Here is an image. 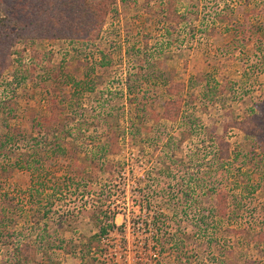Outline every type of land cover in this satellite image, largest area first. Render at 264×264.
I'll use <instances>...</instances> for the list:
<instances>
[{"label":"rangeland","instance_id":"rangeland-1","mask_svg":"<svg viewBox=\"0 0 264 264\" xmlns=\"http://www.w3.org/2000/svg\"><path fill=\"white\" fill-rule=\"evenodd\" d=\"M161 1L116 0L89 47L32 44L41 55L30 76L16 73L11 56L0 80V264H15L21 242L34 248L27 264H264V241L255 247L227 232L264 231V137L252 141L237 127L253 104L264 111L259 2L172 0L168 16ZM28 58L23 52L22 63ZM176 95L185 100L180 118L142 117L144 107L159 110ZM55 114L74 118L64 129L76 139L79 178L69 171V152L54 157L41 135L30 138L38 121ZM108 128L118 134L110 149L102 136ZM87 138L97 143L89 147ZM220 138L233 169L206 188L223 182L243 206L219 220L208 214L197 178L217 163ZM104 146V153L93 148ZM245 183L250 189L240 195ZM98 204L120 228L102 239L100 255L86 257ZM155 236L164 245L154 247Z\"/></svg>","mask_w":264,"mask_h":264},{"label":"trees","instance_id":"trees-1","mask_svg":"<svg viewBox=\"0 0 264 264\" xmlns=\"http://www.w3.org/2000/svg\"><path fill=\"white\" fill-rule=\"evenodd\" d=\"M257 1L259 2L257 6L260 8L257 14L264 17V0ZM145 2L149 3L150 0H145ZM115 3L116 0H0V80L3 78L2 75L4 72H8L13 67L14 62L11 60V56L13 55H16V73H26L27 76L33 74L34 69L39 64L41 55V52L34 50L33 45L35 43L66 41L70 45L80 48L91 46L98 40L107 17L114 11ZM173 3L172 0L161 1L160 4H158V8L160 11H165V14H168V16H171L173 14ZM160 5L163 7H160ZM19 45H21V49H16ZM25 51H28L29 58L26 60V64H23L21 58L22 53ZM260 61L264 62V58L260 59ZM139 69H141L140 65ZM165 92L166 95H169L171 92L170 88H168L167 91L165 90ZM184 105V98L181 97V95H176L174 100H163L162 104L159 105V110H156L154 107H144L146 114L142 115V117L144 116L147 118L148 115L149 119H153L155 123L161 120L172 121L182 116ZM259 106L260 104H253L246 114V118L237 124L238 130L243 131L252 141H257L264 137V124L262 123L264 111L261 110ZM58 119V115L55 114L50 117V119H46L43 123L38 121L33 127L35 136H30V138L39 137L41 135L44 144L49 145L54 157L64 156V153L66 154L69 152V154L72 155L69 171H76L74 174L72 173L73 177L79 178V176L83 174L84 166L77 165L74 154H72L73 150H75L73 148V142H75L76 139L74 138L73 140L70 137V131L64 129L65 120H73L74 118L63 116V120ZM142 120L143 119L140 121ZM103 121L105 122L107 119L104 117ZM138 124L139 126L131 124L133 134L135 135L141 133V124ZM54 126H56V128H54ZM117 135L116 130H112L111 128H108L107 132L102 134V136L107 139L106 143L110 145L109 149L115 147L116 140L118 139ZM211 137V134H209L208 139L210 140L213 138ZM69 138L72 140L71 142H68ZM92 139L93 138L86 139V144H89V147L92 146V143H97V141H93ZM106 146H104L103 149L95 148L96 146L93 148L104 153L109 150ZM215 147L216 149L212 153V158H214L217 163H213L208 171L203 172L201 177L197 178V187L204 191L202 199L211 201V208H209L210 213H208L210 217L220 220L232 218L237 215L238 211H241L240 208L243 205L241 199H236L239 195H232L229 190L221 188L223 182L221 186L217 184L206 188L208 186L206 181L209 182V180H212L215 182L218 177H229L233 169V164L229 162L231 154L228 144L220 138ZM92 164V166L95 167V163L92 162ZM213 182L211 183L214 184ZM243 186V188L240 187V192L242 193L240 195H243L246 189H250L247 183L243 184ZM255 189L256 188L251 190ZM228 201H231V207H236L235 211L229 210ZM96 207L97 211L95 210L91 214V217L97 223L96 226L98 227V231L96 234L90 236L86 245L83 246L85 250L82 252V255L85 256L92 255L90 252L100 255L98 249L102 244V239H105L113 230L120 228V226L114 224V213H112L111 216H106L105 212L99 211L101 208L99 204ZM1 216H3V209L0 208V217ZM259 221L260 225H264V214ZM157 222L158 221H155L154 225H156ZM250 227L253 228L254 225ZM255 229L252 230L253 237L250 236V231H246L244 227L230 229L227 232L236 238H243L244 241L248 243L253 241L255 247H259L264 241V231L257 228ZM155 237V239H157V236ZM154 245V247H157L164 244L161 240L157 239L154 240ZM174 245L177 248H182V244L177 245V243L174 242ZM15 250L17 252L15 264H27L29 258L34 259L31 258L34 248L27 242H21L16 246ZM158 251H161V249H158ZM147 253L148 251H143L144 256L147 255ZM81 257V261H83L84 257ZM32 263L35 262L33 261Z\"/></svg>","mask_w":264,"mask_h":264}]
</instances>
